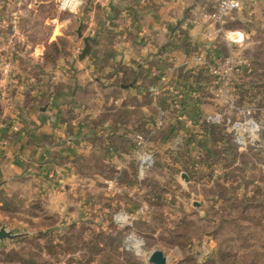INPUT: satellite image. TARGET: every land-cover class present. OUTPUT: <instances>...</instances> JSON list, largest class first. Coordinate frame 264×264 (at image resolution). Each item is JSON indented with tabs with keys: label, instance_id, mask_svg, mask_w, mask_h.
I'll list each match as a JSON object with an SVG mask.
<instances>
[{
	"label": "rangeland",
	"instance_id": "374dc122",
	"mask_svg": "<svg viewBox=\"0 0 264 264\" xmlns=\"http://www.w3.org/2000/svg\"><path fill=\"white\" fill-rule=\"evenodd\" d=\"M56 1L0 0V231L13 236L0 240V264H151L154 251L167 264H264V144L235 145L225 127L208 125L216 108L226 110L211 92L213 112L202 115L158 96L163 112L166 96L177 102L164 127L151 118L124 128L118 142L97 140L93 158L62 152L47 169L51 156L30 154L56 78L77 72L72 38L84 23ZM62 25L70 30L56 40ZM215 44L225 56L224 41ZM241 51L258 63L251 86L259 89L247 102L261 108L264 126V42ZM145 155L152 160L141 168Z\"/></svg>",
	"mask_w": 264,
	"mask_h": 264
},
{
	"label": "crops",
	"instance_id": "0c3cea01",
	"mask_svg": "<svg viewBox=\"0 0 264 264\" xmlns=\"http://www.w3.org/2000/svg\"><path fill=\"white\" fill-rule=\"evenodd\" d=\"M219 2L86 0L81 10L72 15L78 23H84L83 38L78 35L75 40L72 38L76 41L72 53L77 72L73 78H56L52 100L42 112L39 123V144L31 143L30 154L34 152L45 159L51 156L52 160L44 164L45 168L51 167L54 156L62 155V152L68 158L80 159L83 154L93 158L101 153L99 142L102 139L105 145L107 141L118 142L122 129L148 126L153 122L151 118L158 119L162 111L157 103L156 72L171 63L180 66L172 76V82L184 91L182 108H186L182 113H212L213 108L208 103L211 97L207 101L204 91L212 93L213 81L201 66L196 69H192L195 64L181 66L186 58L197 53L208 57L222 55L215 40L220 38L227 46L224 32L243 33L245 37L241 43L234 36L241 48H248L258 39L264 42V0H247L246 8L228 16L221 28L211 24L205 14L206 9L215 11ZM61 28H55L54 39L70 30L68 26ZM87 37L92 39L91 51L81 61L79 56L85 49L83 39ZM248 61L250 65L242 73L246 75L244 83L247 87L251 86L252 74L258 65L254 60ZM194 90L199 91L197 99L191 95ZM171 125L176 130V126ZM166 128H169L168 124ZM60 161L71 162L65 157Z\"/></svg>",
	"mask_w": 264,
	"mask_h": 264
},
{
	"label": "built area",
	"instance_id": "2783aa9c",
	"mask_svg": "<svg viewBox=\"0 0 264 264\" xmlns=\"http://www.w3.org/2000/svg\"><path fill=\"white\" fill-rule=\"evenodd\" d=\"M56 2L60 13L76 14L85 5L86 0H57ZM246 2L247 0H220L215 11L209 14V18L222 26L226 18L232 13L246 8ZM234 36L239 38L240 43L245 37L243 33L231 34L224 32L228 47L225 56L213 55L208 57L206 54L197 53L187 57L181 66L195 64L192 69L203 67L213 81L211 100L217 107L221 106L226 109L223 111L221 108H216L213 114L206 117V123L215 128L225 127L235 145L259 146L262 142L264 144V138H261L264 126L262 120L257 117V113L261 108L247 102L249 97L247 92L250 88L244 83L246 75L242 73L244 68L250 65V62L242 54L241 47L237 45L239 42ZM171 64L169 67L156 72V93H158V96L170 94L178 102L183 99L184 91L172 82V76L180 66L175 65V63ZM191 95L194 99H197L199 91L194 90ZM161 112V116L155 121V129L158 130L164 127L163 118L165 114L163 111ZM188 119V116H186L185 124L193 126V123ZM133 137L138 147H142L146 143L145 137L139 133H136ZM151 160V157L145 155L142 158L141 168L149 164Z\"/></svg>",
	"mask_w": 264,
	"mask_h": 264
},
{
	"label": "water",
	"instance_id": "95a60500",
	"mask_svg": "<svg viewBox=\"0 0 264 264\" xmlns=\"http://www.w3.org/2000/svg\"><path fill=\"white\" fill-rule=\"evenodd\" d=\"M182 22H180L173 30V34L176 33V31L178 30L179 26L181 25ZM82 28L83 25L81 24L77 30V35L80 39L83 38V34H82ZM84 43H85V49L82 51L81 55L79 56V59L82 61L86 58V56L90 53L91 51V43H92V39L91 38H84ZM8 238H13V236L8 233L6 230H1L0 231V240H5ZM150 263L151 264H167V258L164 255V253L162 251H154L150 257Z\"/></svg>",
	"mask_w": 264,
	"mask_h": 264
},
{
	"label": "trees",
	"instance_id": "16d2710c",
	"mask_svg": "<svg viewBox=\"0 0 264 264\" xmlns=\"http://www.w3.org/2000/svg\"><path fill=\"white\" fill-rule=\"evenodd\" d=\"M252 88H250V90H248V94H249V97H250V99H251V101L252 100H254V98H256L255 96H256V94H255V92L259 89V88H257V86L256 85H252L251 86ZM164 108L165 109H168V108H171L172 106H175L176 104H177V102L176 101H174L173 99H172V97L171 96H166L165 98H164ZM183 105V104H182ZM11 260H7V263H13V261H12V259H14V258H10ZM25 263H30V261H26Z\"/></svg>",
	"mask_w": 264,
	"mask_h": 264
}]
</instances>
